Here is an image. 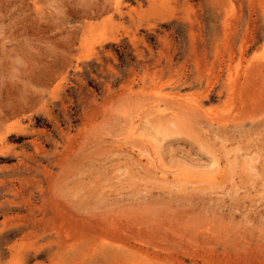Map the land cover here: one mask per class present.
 <instances>
[{
	"label": "rangeland",
	"instance_id": "1",
	"mask_svg": "<svg viewBox=\"0 0 264 264\" xmlns=\"http://www.w3.org/2000/svg\"><path fill=\"white\" fill-rule=\"evenodd\" d=\"M0 264H264V0H0Z\"/></svg>",
	"mask_w": 264,
	"mask_h": 264
},
{
	"label": "bare ground",
	"instance_id": "2",
	"mask_svg": "<svg viewBox=\"0 0 264 264\" xmlns=\"http://www.w3.org/2000/svg\"><path fill=\"white\" fill-rule=\"evenodd\" d=\"M64 59V58H63ZM65 68V67H64ZM67 69V68H66ZM231 72V71H230ZM49 73V72H48ZM51 73V72H50ZM44 74V73H43ZM52 74V73H51ZM46 75V74H45ZM48 76V75H47ZM35 78V77H34ZM45 78V77H44ZM238 79V78H237ZM37 84H39V83H37ZM230 84V83H229ZM234 85V84H233ZM44 87V86H43ZM46 87V86H45ZM48 87H50V86H48ZM40 89H43V88H40ZM37 93V92H36ZM35 93V94H36ZM36 96V95H35ZM29 100V99H28ZM37 101V100H36ZM27 102V101H26ZM30 102V101H29ZM36 103V102H35ZM39 105V104H38ZM106 105V104H105ZM200 106V105H199ZM10 107V106H9ZM16 107V106H15ZM26 107V106H25ZM28 107V106H27ZM29 108V107H28ZM33 108V107H32ZM9 109V108H8ZM23 109H25L24 107H23ZM27 109V108H26ZM193 109V108H192ZM13 110V109H12ZM186 110V109H185ZM16 111V110H15ZM21 111V110H20ZM25 111V110H24ZM27 111H28V109H27ZM29 112H30V110H29ZM93 112V111H92ZM11 113H14V112H11ZM17 113V112H16ZM164 114V113H163ZM14 115V114H13ZM90 115H92V114H90ZM11 117H14V116H11ZM89 117V116H88ZM227 119V118H226ZM3 121V120H2ZM4 122H5V120H4ZM134 133V132H133ZM84 143V142H83ZM81 146V145H80ZM69 148V147H68ZM67 148V149H68ZM68 151V150H67ZM76 156V155H75ZM65 157V156H64ZM67 159V158H66ZM69 162H70V160H69ZM71 165V164H70ZM160 167H161V165H160ZM204 174V173H203ZM56 178V177H55ZM53 179V178H52ZM58 204V203H57ZM57 212V211H56ZM64 213V212H63ZM70 215V214H69ZM68 215V216H69ZM73 217V216H72ZM77 219V218H76ZM65 220V219H64ZM82 220V219H81ZM65 223H67V222H65ZM70 223V222H69ZM68 225V224H67ZM73 225V224H72ZM76 225H79L78 224V222H77V224ZM86 225V224H85ZM92 225V224H91ZM63 227H64V224H63ZM79 228V227H78ZM80 228H82V227H80ZM86 228V227H85ZM88 228V227H87ZM74 230V229H73ZM87 231V230H86ZM121 231V230H120ZM152 258V257H151ZM156 259V258H155Z\"/></svg>",
	"mask_w": 264,
	"mask_h": 264
}]
</instances>
